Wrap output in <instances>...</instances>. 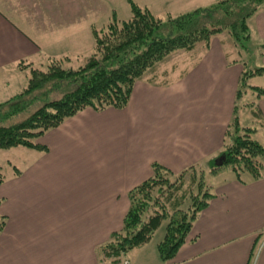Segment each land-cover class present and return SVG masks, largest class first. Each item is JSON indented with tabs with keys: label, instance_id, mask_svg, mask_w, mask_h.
Instances as JSON below:
<instances>
[{
	"label": "crops",
	"instance_id": "crops-1",
	"mask_svg": "<svg viewBox=\"0 0 264 264\" xmlns=\"http://www.w3.org/2000/svg\"><path fill=\"white\" fill-rule=\"evenodd\" d=\"M172 1L179 15L191 3L198 9L219 0ZM87 4L0 0V91L24 87L17 82L28 81L24 65L77 59L94 28ZM248 27L253 67H264V3ZM226 53L215 37L195 63L182 54L160 69L158 82L137 81L125 108H85L46 131L38 143L47 151L0 183V264H100L98 248L121 229L127 195L151 177L153 164L178 173L216 156L243 70L228 65ZM258 106L264 119V99ZM254 139L264 148V126ZM213 186L214 198L172 260L162 262L150 241L119 264H264V177L240 183L228 172Z\"/></svg>",
	"mask_w": 264,
	"mask_h": 264
},
{
	"label": "trees",
	"instance_id": "trees-1",
	"mask_svg": "<svg viewBox=\"0 0 264 264\" xmlns=\"http://www.w3.org/2000/svg\"><path fill=\"white\" fill-rule=\"evenodd\" d=\"M263 3L219 0L162 20L129 0L127 19L113 15L104 28L92 29L94 49L84 64L68 68L64 64L69 59H57L39 66L24 65L26 87L0 102V150L25 147L45 152L46 146L38 139L46 131L85 108H125L137 81L158 82L160 69L174 64L182 54L195 63L215 37L226 46L228 65H242L222 150L178 173L153 164L151 177L127 195L129 206L121 229L98 248L100 264H119L127 253L149 243L161 226L164 233L157 253L162 262L172 260L186 243L199 214L214 198L213 180L217 176L228 168L240 183L264 177V148L254 139L255 130L264 126L258 106L264 99V88L247 82L264 76V67L249 69L247 62L240 60L249 52L248 21ZM251 95L253 98L247 99ZM243 111L253 125L241 124ZM3 179L0 174V183ZM4 224L5 218L0 217V231Z\"/></svg>",
	"mask_w": 264,
	"mask_h": 264
},
{
	"label": "rangeland",
	"instance_id": "rangeland-1",
	"mask_svg": "<svg viewBox=\"0 0 264 264\" xmlns=\"http://www.w3.org/2000/svg\"><path fill=\"white\" fill-rule=\"evenodd\" d=\"M128 1L129 0H87L88 2L87 21L89 23V26L95 27L96 29L104 28L109 18H111L113 15H115L120 20L127 19L130 16V8L128 5ZM131 1L139 5L140 7H147L152 11L153 14H155L157 17L161 18L162 20H165L167 18L168 16L167 13L170 14L171 16H175L172 14H177V12L179 11L177 9L178 5H176V2H173L172 0L169 1L168 0H131ZM167 3H169L168 7H164V5H166ZM194 5L195 3H191V8L195 9L196 5L195 6ZM84 24L85 23H83V26ZM85 43L86 44L88 43L87 46H84ZM227 43L228 45H230V41H228ZM83 46L84 47L81 46L77 49L80 50L77 51L80 52L77 56V59L71 58L67 60L66 63L64 64L65 67L77 68L79 65L84 64V62L87 59L86 57L90 56V54L93 52L94 49V41H93V37L91 36V33H89V39L84 40ZM247 48L249 49L248 54L241 55L240 60H245L247 62V66L249 67V69H253L255 60L257 58L254 54L255 51L250 46V44L248 45ZM248 58H252V60L249 61ZM159 74H158V78L160 79ZM17 82L19 83L24 82L25 84L24 87L19 89V91H12V89H9L8 91H0V102H3L4 100L10 98L11 96L20 93L27 85V82L24 81V79L22 78L18 79ZM247 82L249 85L260 86L264 88V76H256L254 78H250ZM56 96L57 95H52L53 98H55ZM252 98L253 96L251 95L247 99H252ZM243 112L244 114L241 119L242 121H245L246 119H251V117L247 112L245 111ZM245 124H248V122H245ZM256 137L258 138V136ZM35 153H38V151L25 147L0 150V174L3 176V178H5L8 174L14 172V168H21L26 166L28 163L25 162L26 161L30 162V159L32 158L33 155H35ZM228 172L229 169L226 168L222 172V175ZM163 233H164V226H161L158 230H156V232L151 238V242H150L151 247L158 244V242L162 238Z\"/></svg>",
	"mask_w": 264,
	"mask_h": 264
},
{
	"label": "built area",
	"instance_id": "built-area-1",
	"mask_svg": "<svg viewBox=\"0 0 264 264\" xmlns=\"http://www.w3.org/2000/svg\"><path fill=\"white\" fill-rule=\"evenodd\" d=\"M123 264H127V262H124Z\"/></svg>",
	"mask_w": 264,
	"mask_h": 264
}]
</instances>
